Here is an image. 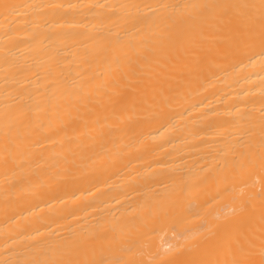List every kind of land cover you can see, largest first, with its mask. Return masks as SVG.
<instances>
[{
	"label": "bare ground",
	"instance_id": "bare-ground-1",
	"mask_svg": "<svg viewBox=\"0 0 264 264\" xmlns=\"http://www.w3.org/2000/svg\"><path fill=\"white\" fill-rule=\"evenodd\" d=\"M5 2L14 7H0V92L8 88L14 95L43 100L52 87L44 69L55 67L49 58L77 59L93 38L121 39L119 50L128 52L131 45L160 46L156 32L161 22L137 19L151 13L113 7L156 0H0ZM166 2L175 6L170 14L180 20L182 5L205 0ZM207 2L258 4L259 0ZM249 24L259 29V10L234 9L230 29L204 41L207 49L232 54L213 57L170 105L150 110L140 104L93 105L79 114L64 107L59 115L53 107L52 126L43 133L50 140L7 165L0 154V260L30 258L35 246L44 247L72 231L94 235L101 220L112 222L115 232L107 234L118 243L92 239L97 257L101 252L107 258L124 256L122 248L131 244L144 253L138 259L146 264L212 259L210 243L189 250L207 235L206 227L227 228L243 242L246 225L233 215L239 188L247 185V191L258 192L264 186V170L237 173L234 156L225 154V149L235 143L242 117L258 118L264 108V50L258 42L245 41ZM178 36L200 41L191 26L178 24L171 43L164 44L172 49V58L162 60L146 81L164 77L169 66L182 58L176 47ZM6 59L20 70L5 71ZM55 160L61 161L58 174L50 168ZM193 184L200 189L187 196L182 189ZM153 189L168 192L179 210L154 216L145 235L138 229V218L148 216L145 197ZM255 239L258 248V230ZM87 258H92L91 251Z\"/></svg>",
	"mask_w": 264,
	"mask_h": 264
},
{
	"label": "snow or ice",
	"instance_id": "snow-or-ice-1",
	"mask_svg": "<svg viewBox=\"0 0 264 264\" xmlns=\"http://www.w3.org/2000/svg\"><path fill=\"white\" fill-rule=\"evenodd\" d=\"M0 7L7 10L14 6L5 2L0 4ZM113 7L116 11L131 7L137 11L146 9L151 13L137 19L144 22L158 19L161 22L157 25L156 32L160 46L147 48L143 45H131L132 51L128 52L119 50L122 46L121 39L102 42L93 38L90 44L84 46L85 50L77 59L49 58L55 67L49 65L44 69L52 87L46 89L48 95L43 100H37L32 95H14L13 90L5 88L0 92V154L4 157L5 165L18 155L28 152L30 148L51 139L43 133L52 126L49 110L53 107L59 115L64 107L79 114L82 110L90 111L93 105L115 104L123 108H135L140 104L145 106L146 110L170 105L183 94L186 84L199 77L213 57L232 54L227 49H207L204 41L211 40L213 34L230 29L234 9L259 10V29L249 24L245 27L243 35L247 43L258 42L264 50V0H259L258 4L211 3L207 0L187 3L181 6L184 13L180 20L170 14V10L175 6L166 0H156V3L144 5L119 4ZM178 24L191 26L199 34L200 41L178 36L176 47L182 58L169 66L170 71L164 77L155 82L146 81L144 78L156 73L162 60L172 58V49L164 44L166 40L171 43ZM59 55L57 52V56ZM5 63V71L11 68L20 70L14 62L6 59ZM8 83L10 80L6 77L5 84ZM37 136L42 138L34 139ZM234 139L235 143L226 147L225 154H233L232 166L236 172L250 168L264 170V108L258 118L249 115L242 117L236 125ZM60 166L61 161L55 160L50 168L58 174ZM247 187L240 186L238 208L233 212V215H238L246 225L242 233L243 242L227 228L213 230L212 227H206L204 231L207 235L190 245L189 250L210 243L214 258L189 260L183 264H264V186L258 192L247 191ZM199 189V184H193L184 186L182 190L187 196H192ZM145 199L150 211L148 216L138 218V229L146 235L154 216L174 213L179 210V205L168 192L155 189L150 196L146 195ZM111 225L110 220H101L95 226L94 235L72 231L59 240L48 241L44 247L35 246L30 258L4 259L0 260V264H146L144 260L138 259L144 253L131 244L122 248L125 255L121 257L107 258L103 252L99 257L95 255L96 250L91 247L92 239L118 243L111 241L107 234L109 231L115 232ZM257 230L258 248L255 239ZM90 251L92 258H87ZM256 256H259V259H255ZM151 264L157 262L152 261Z\"/></svg>",
	"mask_w": 264,
	"mask_h": 264
}]
</instances>
